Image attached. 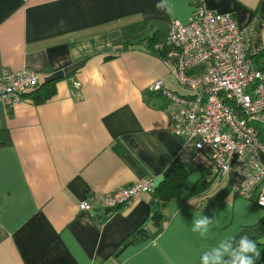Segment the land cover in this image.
<instances>
[{
    "label": "crops",
    "instance_id": "1",
    "mask_svg": "<svg viewBox=\"0 0 264 264\" xmlns=\"http://www.w3.org/2000/svg\"><path fill=\"white\" fill-rule=\"evenodd\" d=\"M194 1L0 0V74H38L20 104L0 102V264H199L214 242L191 232L200 214L216 218L214 239H254L264 264L256 194L241 198L228 177L182 156L165 99L149 91L161 80L178 93L154 46L172 20L189 21ZM202 3L257 23L263 50L252 62L264 71V0ZM49 85L54 94L36 103ZM141 178L155 187L128 206L78 209Z\"/></svg>",
    "mask_w": 264,
    "mask_h": 264
},
{
    "label": "built area",
    "instance_id": "2",
    "mask_svg": "<svg viewBox=\"0 0 264 264\" xmlns=\"http://www.w3.org/2000/svg\"><path fill=\"white\" fill-rule=\"evenodd\" d=\"M193 3L189 21L172 20L167 37L154 46L186 91L167 90L161 80L149 91L165 99L170 131L183 139L181 155L214 180L228 177L241 198L256 194L254 202L264 209V165L258 160L264 144L255 127L264 121V71L252 62L263 50L258 25L239 26L232 14L209 11L202 0ZM37 86V72L4 69L0 102L13 108ZM154 187L153 178H141L130 187L96 194L78 209L125 207Z\"/></svg>",
    "mask_w": 264,
    "mask_h": 264
},
{
    "label": "clouds",
    "instance_id": "3",
    "mask_svg": "<svg viewBox=\"0 0 264 264\" xmlns=\"http://www.w3.org/2000/svg\"><path fill=\"white\" fill-rule=\"evenodd\" d=\"M156 7L164 9L165 5L157 3ZM260 204L264 205V198H261ZM216 227V218L202 214L194 216L191 232L202 240H214L199 253V264H256L261 249L254 239L248 235L238 236L235 232L214 239Z\"/></svg>",
    "mask_w": 264,
    "mask_h": 264
},
{
    "label": "trees",
    "instance_id": "4",
    "mask_svg": "<svg viewBox=\"0 0 264 264\" xmlns=\"http://www.w3.org/2000/svg\"><path fill=\"white\" fill-rule=\"evenodd\" d=\"M54 94V89L51 85L46 86L43 90L35 96L36 103H42ZM162 100V98H161ZM258 132L257 136L259 141L264 144V121L260 124L255 125Z\"/></svg>",
    "mask_w": 264,
    "mask_h": 264
},
{
    "label": "rangeland",
    "instance_id": "5",
    "mask_svg": "<svg viewBox=\"0 0 264 264\" xmlns=\"http://www.w3.org/2000/svg\"><path fill=\"white\" fill-rule=\"evenodd\" d=\"M175 85H176V89L178 90L177 91L178 93H184L186 91L185 89H183L182 87H180L177 83H175Z\"/></svg>",
    "mask_w": 264,
    "mask_h": 264
}]
</instances>
